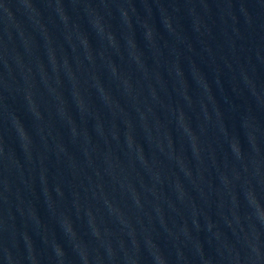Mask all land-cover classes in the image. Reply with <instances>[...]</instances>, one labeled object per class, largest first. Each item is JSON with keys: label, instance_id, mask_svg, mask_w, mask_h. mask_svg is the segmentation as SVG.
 <instances>
[{"label": "water", "instance_id": "95a60500", "mask_svg": "<svg viewBox=\"0 0 264 264\" xmlns=\"http://www.w3.org/2000/svg\"><path fill=\"white\" fill-rule=\"evenodd\" d=\"M0 264H264V0H0Z\"/></svg>", "mask_w": 264, "mask_h": 264}]
</instances>
